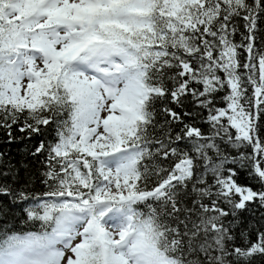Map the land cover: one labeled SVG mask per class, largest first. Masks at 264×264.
I'll return each instance as SVG.
<instances>
[{"label":"snow or ice","instance_id":"6c2138e0","mask_svg":"<svg viewBox=\"0 0 264 264\" xmlns=\"http://www.w3.org/2000/svg\"><path fill=\"white\" fill-rule=\"evenodd\" d=\"M19 142L0 264H264V0H0Z\"/></svg>","mask_w":264,"mask_h":264},{"label":"trees","instance_id":"16d2710c","mask_svg":"<svg viewBox=\"0 0 264 264\" xmlns=\"http://www.w3.org/2000/svg\"><path fill=\"white\" fill-rule=\"evenodd\" d=\"M24 143L25 142H19V143H14L10 146H4L0 145V150H4L5 147L9 148L13 157H15L17 160L21 159V150L24 148ZM29 160H31V157H28ZM15 162V161H14ZM0 200H7L6 197H0ZM10 208L12 209L13 213L19 212L20 209L16 206L10 205Z\"/></svg>","mask_w":264,"mask_h":264}]
</instances>
